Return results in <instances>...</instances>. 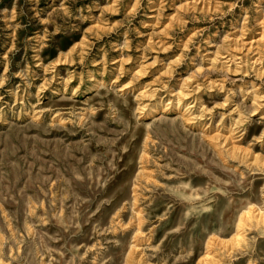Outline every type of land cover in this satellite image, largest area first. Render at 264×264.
Instances as JSON below:
<instances>
[{
	"label": "rangeland",
	"instance_id": "1",
	"mask_svg": "<svg viewBox=\"0 0 264 264\" xmlns=\"http://www.w3.org/2000/svg\"><path fill=\"white\" fill-rule=\"evenodd\" d=\"M0 264H264V0H0Z\"/></svg>",
	"mask_w": 264,
	"mask_h": 264
}]
</instances>
